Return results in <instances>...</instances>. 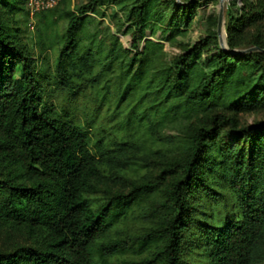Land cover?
<instances>
[{"label": "trees", "instance_id": "obj_1", "mask_svg": "<svg viewBox=\"0 0 264 264\" xmlns=\"http://www.w3.org/2000/svg\"><path fill=\"white\" fill-rule=\"evenodd\" d=\"M182 1L189 5L173 14L170 38L196 17L198 2ZM27 2L0 0V227L24 237L22 244L0 250V264H96L97 247L115 227L123 201L136 200L142 190L154 194L170 171L160 176L163 183L134 186L131 194L93 208L88 197L106 185L107 171L115 164L112 155L122 146L110 150L100 141L92 147L88 135L67 115L47 105L41 81L45 72L20 27ZM70 2L62 0L55 8L66 6L68 21L60 74L79 49V37L91 20L81 15L89 7L114 2L129 22L151 35L152 26L164 22L156 12L161 0H93L76 12L68 8ZM247 17L234 21L233 38L264 19V8ZM216 41L185 52L174 64L176 72L165 73L164 80L158 73L149 78L150 64L142 71L141 61L132 77L133 82L149 84L157 96L176 101L161 106L166 115L178 109L185 118L202 117L187 139L185 161L177 164L179 171L161 205L165 264H186L188 259L190 264L264 263V122L242 128L227 118L228 113L264 107V45L257 39L258 52L250 54L220 50L204 63L203 50ZM229 47L236 48L233 42ZM147 48L155 55L163 46L148 42ZM121 54L118 50V58ZM141 92L134 87L136 97ZM228 124L237 140L222 147L217 140Z\"/></svg>", "mask_w": 264, "mask_h": 264}, {"label": "rangeland", "instance_id": "obj_2", "mask_svg": "<svg viewBox=\"0 0 264 264\" xmlns=\"http://www.w3.org/2000/svg\"><path fill=\"white\" fill-rule=\"evenodd\" d=\"M92 1L71 0L67 6L76 12L89 7ZM176 1L173 7V0H161L156 12L164 17V22L152 26L154 35L149 31L144 33L129 22L128 15L120 12L114 2L89 7L81 15L91 20L79 37V49L64 64L61 74L58 63L68 28L63 15L66 6L43 12L33 21L26 5L27 17L26 13L19 17L20 27L25 32L23 40L36 52L37 65L45 72L46 78L41 81L47 105L67 115L88 135L92 147L100 141L110 150L122 146V151L112 155L115 164L107 171L106 185L88 197L93 208L98 209L119 195L131 194L134 186L162 182L159 178L164 171L174 172L162 177L165 182L154 194L142 190L136 200L123 201L115 227L97 247L96 264H165V257L161 256L165 240L159 230L165 218L161 205L172 177L179 171L177 164L185 161L187 139L202 122L201 116L185 118L178 109L166 115L161 106L167 101H176L157 96L153 89L149 90L152 88H148L149 84L133 82L138 63L143 62L142 71L150 64L149 78L158 73L164 80L165 73L176 72L174 64L181 55L202 43H215V37L217 44H211L202 52L204 63L220 50L250 54L258 52L254 44L257 39L264 45V19L250 24L237 38H233L230 31L234 21L236 24L242 17L247 20V16L260 12L264 0H190L198 2L196 17L188 28H182L181 34L170 38L173 14H179L181 6L189 5ZM148 42L161 44L162 51L153 55L154 50L146 49ZM231 42L235 49H230ZM118 50L122 53L120 58ZM85 64L87 69L76 71ZM161 83L156 82V85ZM135 86L145 92L136 97ZM227 118L238 121L242 128L256 126L264 122V107L255 112L228 113ZM236 140L237 132L228 124L217 143L224 147L227 142L233 144ZM0 173H4L1 166ZM23 242L20 233L0 227V250ZM185 262L190 264V259Z\"/></svg>", "mask_w": 264, "mask_h": 264}, {"label": "built area", "instance_id": "obj_3", "mask_svg": "<svg viewBox=\"0 0 264 264\" xmlns=\"http://www.w3.org/2000/svg\"><path fill=\"white\" fill-rule=\"evenodd\" d=\"M62 0H28L27 10L34 21L41 13L55 9Z\"/></svg>", "mask_w": 264, "mask_h": 264}, {"label": "water", "instance_id": "obj_4", "mask_svg": "<svg viewBox=\"0 0 264 264\" xmlns=\"http://www.w3.org/2000/svg\"><path fill=\"white\" fill-rule=\"evenodd\" d=\"M222 2H223V0H222ZM220 22H221V19H220ZM250 52V51H249ZM264 52V51H263Z\"/></svg>", "mask_w": 264, "mask_h": 264}]
</instances>
